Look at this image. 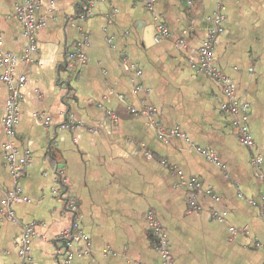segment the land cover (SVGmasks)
<instances>
[{"label":"crops","instance_id":"obj_1","mask_svg":"<svg viewBox=\"0 0 264 264\" xmlns=\"http://www.w3.org/2000/svg\"><path fill=\"white\" fill-rule=\"evenodd\" d=\"M18 2L0 0V38L16 58L13 75L26 77L15 144L30 155L18 181L27 200L12 208L34 224L29 263L60 264L69 197L89 247L73 264H163L148 211L172 264H264V0H153L152 10L148 0H39L33 16L43 25L29 61ZM216 8L222 31L213 63L248 106L252 147L238 141L239 118L221 109V83L189 64L214 29ZM158 23L166 35L158 36ZM77 46L85 58L72 78L66 54ZM7 94L0 81L1 190L13 185L2 148ZM159 127L176 133L163 136ZM191 194L198 209L189 208ZM19 233L0 214V264L20 261Z\"/></svg>","mask_w":264,"mask_h":264},{"label":"built area","instance_id":"obj_2","mask_svg":"<svg viewBox=\"0 0 264 264\" xmlns=\"http://www.w3.org/2000/svg\"><path fill=\"white\" fill-rule=\"evenodd\" d=\"M152 2L153 0H148L147 2V7L150 10L153 9ZM38 4L39 0H19L16 6V16L24 24V35L28 40V46L26 48V60L28 61L30 60L31 53L35 50L34 36L36 30L43 25L42 19H35L33 16V11L38 7ZM81 16L83 17V15ZM211 20L214 23V29L210 31L206 38L202 41L198 48V54L196 58L191 59L189 64L192 69L199 72H204L214 77L221 83L223 92L228 101L227 103H223L221 105V109L239 118L241 124L236 126L238 141L244 145L252 147L254 144L253 138L248 130V127L244 124L248 116V106L246 104L238 103V100L235 97L232 81L228 76L217 69L213 63L212 47L217 34L222 31V15L219 8L213 10ZM167 33V27L162 23H158V36H163ZM180 44H182V41H180ZM1 45L2 40L0 38V67L3 68V71L0 74V81L8 88V94L5 101V114L2 119L3 130L5 133V140L2 144V148L4 160L10 169L13 185L7 190L0 189V214L17 222L20 229L18 236V253L20 256V261L18 264H30L28 253L30 250L32 237L34 235V224L18 220L12 208L14 203L27 200V198L22 195L21 187L19 186L18 181L22 176V173L25 171L30 155L27 150H21L15 144L16 127L19 119L17 105L21 98L20 91L25 83L26 77L25 75H19L17 77L13 75L12 71L16 63V58L12 53L2 51ZM79 47L80 46H77L76 48L69 50L66 54L67 71L72 78H76L78 76L79 67L85 58ZM137 73L139 74L140 72L138 71ZM142 113H144L146 116H150L154 113V109L148 108L143 110ZM44 124L47 126L49 125V118L44 119ZM68 126L70 125L62 124L60 127L65 128ZM158 130L163 136L176 133L175 131H171L169 133L160 127ZM52 144L56 145V142H52ZM208 155L212 156L214 160H216V157L213 154L209 153ZM251 163L254 167H258L261 163L260 155L255 154L252 156ZM258 177L264 182L263 173H259ZM57 180L59 186H61L62 183H66V178L62 171H60V177L58 175ZM190 182H195V179H191ZM212 196L215 198L214 195ZM187 201L191 210L198 209L199 206L195 195L191 194ZM66 205L67 210L71 214L72 218L69 226L60 235L57 253L61 257L60 264H73L76 258L79 259L88 254L89 247L87 235L80 226L77 212L78 207L75 201L68 197L66 198ZM259 208L264 216V187L263 194L259 202ZM147 219L150 229H152L154 235L157 238L156 248L164 258L163 264H172V260L169 258L168 241L161 224L151 211H148ZM235 231L236 230L232 227L231 232L234 233ZM256 245L261 247L263 246V244L259 242ZM78 264L84 263L78 262Z\"/></svg>","mask_w":264,"mask_h":264},{"label":"trees","instance_id":"obj_3","mask_svg":"<svg viewBox=\"0 0 264 264\" xmlns=\"http://www.w3.org/2000/svg\"><path fill=\"white\" fill-rule=\"evenodd\" d=\"M58 175H59V177H60V172L58 173ZM62 183V182H61ZM62 187H63V189H66L67 187H66V183H62V185H61Z\"/></svg>","mask_w":264,"mask_h":264},{"label":"water","instance_id":"obj_4","mask_svg":"<svg viewBox=\"0 0 264 264\" xmlns=\"http://www.w3.org/2000/svg\"><path fill=\"white\" fill-rule=\"evenodd\" d=\"M154 28V27H153ZM156 33V30L155 29H153V36H154V34Z\"/></svg>","mask_w":264,"mask_h":264}]
</instances>
